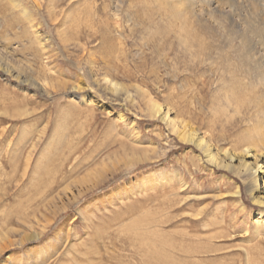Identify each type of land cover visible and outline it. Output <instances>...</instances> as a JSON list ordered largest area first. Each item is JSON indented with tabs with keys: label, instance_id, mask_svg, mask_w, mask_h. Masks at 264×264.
I'll return each mask as SVG.
<instances>
[{
	"label": "rangeland",
	"instance_id": "rangeland-1",
	"mask_svg": "<svg viewBox=\"0 0 264 264\" xmlns=\"http://www.w3.org/2000/svg\"><path fill=\"white\" fill-rule=\"evenodd\" d=\"M171 2L187 13L186 44ZM263 57L264 0H0V60L14 68L0 67V237L41 230L0 264H264L250 173L210 165L142 91L217 149L260 141L264 156ZM179 176L183 208L168 194Z\"/></svg>",
	"mask_w": 264,
	"mask_h": 264
},
{
	"label": "bare ground",
	"instance_id": "bare-ground-1",
	"mask_svg": "<svg viewBox=\"0 0 264 264\" xmlns=\"http://www.w3.org/2000/svg\"><path fill=\"white\" fill-rule=\"evenodd\" d=\"M36 1V0H35ZM169 9L174 11V17L175 19L180 20L181 23V27H180V33H178L180 35V37L182 38L184 44H186L187 40H184L182 33L184 31H188L191 32L192 28L191 27H187L188 26V20H187V13L181 9H179L178 4L171 2L170 5H167ZM168 10V9H167ZM171 13V12H170ZM172 14V13H171ZM172 16H169V18ZM171 19V18H170ZM262 31V30H261ZM188 43V42H187ZM187 46V45H186ZM157 49V48H156ZM204 49V48H203ZM244 51V50H243ZM158 53V52H157ZM252 54V53H251ZM247 54L245 53L243 55L244 60H246ZM253 55V54H252ZM264 58V57H263ZM231 59V58H230ZM252 59V58H251ZM258 62V61H257ZM237 63V62H236ZM248 63V62H247ZM246 67H248V69H251V67L247 64ZM259 64V62H258ZM256 67H252L253 70L256 73V77L259 79V81H261V83L263 84L264 87V70L262 69V67L260 65H258ZM261 64V63H260ZM230 65V64H229ZM242 65V64H241ZM263 65V64H262ZM234 66V65H233ZM0 67L5 68V71L7 73L11 72V70H13L14 68L12 66H9L8 64H4L3 60H0ZM245 67V66H244ZM244 70V69H242ZM252 70V69H251ZM250 70V72H251ZM229 71V70H228ZM232 71V70H231ZM235 72V71H234ZM233 73V72H232ZM217 74H220V77L223 78L224 73L221 71H217ZM246 74V73H245ZM249 74V73H248ZM234 75V74H233ZM236 76V75H235ZM15 78L17 77L20 81H26V79H24L25 76H23L19 71H17V73L14 76ZM256 80V79H255ZM257 81V80H256ZM112 90L114 91H118L119 88V83H114L111 80L109 81ZM237 82V81H236ZM242 82V81H241ZM243 83V82H242ZM235 85V84H234ZM243 85V84H242ZM80 86V85H79ZM78 86V87H79ZM240 86V85H239ZM242 87V86H241ZM244 87V85H243ZM76 88V86H75ZM121 88V87H120ZM78 89V88H76ZM145 94H146V98H147V106H149L151 108V110L153 111L152 116L153 117H158L160 118L162 121H164L169 129V131L171 132V134L176 135L179 139V141L186 143V144H194L196 146V148H198L205 156L206 161L217 168H238V170H243L244 172H249L251 175V180H250V184H249V188L252 191V195H253V199L254 201L260 206L262 207L261 211H259V217L258 219L255 221V224L259 223L258 221L260 220V218L262 217L263 214V220L262 222L264 223V187L262 184V178L263 175H261L263 173L264 169V156L260 153L261 150L260 149H255V148H259V147H263L262 142H254L253 144L255 145L254 148L253 147H246L242 150L243 154L240 155L239 153H235L229 149H217L213 143V138L211 133H209L208 131H202L201 129H199L198 127H196L192 122L190 121H186L185 119L181 118L179 116V113L177 114L176 111L173 109V107L167 106V105H162L156 101H154V99L148 95V93H146L144 90H142ZM144 95V94H143ZM142 95V96H143ZM262 97V96H261ZM260 97V98H261ZM83 99V98H82ZM258 99V97H257ZM146 100V99H145ZM262 105V104H261ZM259 107V103H257L255 105V108ZM148 108V107H147ZM259 109V108H258ZM238 110V109H237ZM257 113V112H256ZM255 113V115H256ZM258 116H264V110L259 111L258 112ZM192 118V117H191ZM195 122V121H194ZM57 129V128H56ZM58 134V133H57ZM57 134H55L57 136ZM54 135V136H55ZM254 139V138H252ZM20 141V140H19ZM51 143V142H50ZM55 144V143H54ZM56 149V148H54ZM61 149V148H60ZM30 154V152H29ZM44 155V154H43ZM202 159V158H201ZM252 159V160H250ZM41 160V159H40ZM61 160V159H60ZM79 160V159H78ZM202 161V160H201ZM41 162V161H40ZM47 162V161H46ZM196 162V161H195ZM237 162V164H235ZM39 163V162H38ZM38 165V164H37ZM40 165V164H39ZM38 165V166H39ZM60 165V164H59ZM73 166V165H72ZM40 167V166H39ZM38 168V167H37ZM46 168V167H45ZM60 168V167H59ZM15 169V168H14ZM44 170V169H43ZM227 170V169H226ZM58 171V170H57ZM63 171V169L61 170ZM77 171V170H76ZM67 172V171H65ZM73 172V171H72ZM51 173V172H50ZM56 173V172H54ZM261 173V174H260ZM64 174V173H63ZM61 174V175H63ZM69 174V173H68ZM71 174V173H70ZM95 174V173H94ZM7 175V174H6ZM87 175V174H86ZM89 175V173H88ZM100 175V174H99ZM51 176V175H50ZM68 176V175H66ZM95 176V175H94ZM48 177V175H47ZM168 177V176H167ZM40 178V177H39ZM99 178H101V181H103V179L105 178V173L101 174L99 176ZM43 179V178H42ZM178 181H179V190L177 187H170L171 191L168 193L169 197L171 198V205L177 203L178 207L183 208L186 205L187 198L184 195H180V189L182 188V190H185L186 188V184L185 182H181L180 180V176L178 177ZM49 180V179H48ZM65 180V178H64ZM40 181V180H39ZM60 181V180H59ZM58 181V182H59ZM71 181V180H70ZM83 182V181H82ZM86 182V181H85ZM100 182V181H99ZM98 181L91 186L88 187H81L78 191V193L71 187H67V190L65 191V199L67 201H74L77 199L78 195H81L85 190H89L92 187H96L97 184L99 183ZM264 182V181H263ZM178 183V182H177ZM42 184V183H41ZM53 184V183H52ZM60 184V183H59ZM76 184H79L78 182ZM81 184V183H80ZM36 186V184H33ZM34 186V187H35ZM40 186V185H39ZM56 186V185H55ZM60 186V185H59ZM68 186V185H67ZM47 187V186H45ZM56 188V187H55ZM87 188V189H86ZM36 189V188H35ZM43 189V188H42ZM46 189V188H45ZM41 190V187H40ZM54 190V189H53ZM57 190V189H56ZM178 190V191H177ZM63 192V191H62ZM45 193V192H44ZM64 193V192H63ZM185 193V192H184ZM258 193V194H257ZM59 194V193H58ZM51 195V194H50ZM57 195V194H56ZM49 196V195H48ZM1 197V196H0ZM50 197V196H49ZM54 197V196H52ZM36 199V198H35ZM178 199V200H177ZM33 200V199H32ZM41 200V199H40ZM46 200V199H45ZM36 201V200H35ZM47 201V200H46ZM176 201V202H175ZM34 202V200H33ZM48 202V201H47ZM112 202V201H111ZM39 203V202H38ZM52 203V202H51ZM56 203V202H55ZM54 203L55 208L58 207L56 206V204ZM110 203V202H109ZM169 203V202H168ZM31 204V203H30ZM39 205V204H38ZM52 205V204H50ZM62 205V204H61ZM170 205V206H171ZM35 206V205H34ZM42 206V205H41ZM106 206V205H105ZM30 208V207H29ZM51 208V207H50ZM54 208V207H53ZM66 208V203L63 202V205L61 207V209H65ZM33 209V207H32ZM34 209H37L36 207ZM46 211V210H45ZM57 208L53 211L55 212L54 215H56L57 212ZM37 212V211H36ZM47 212V211H46ZM51 212V210H50ZM32 213V212H31ZM26 215V214H25ZM33 215V214H32ZM31 215V216H32ZM35 215V214H34ZM37 215V214H36ZM35 215V216H36ZM52 215V214H51ZM53 215V216H54ZM58 215V214H57ZM261 215V216H260ZM24 216V215H23ZM50 217V216H49ZM21 218V217H20ZM26 218V217H25ZM34 218V217H33ZM44 219L42 220L41 218H37L36 219V223L37 224H44V227H46L48 224L50 225L51 222V218L48 217H43ZM56 218V217H55ZM8 219V218H7ZM23 219V218H22ZM30 219V218H28ZM21 221V220H20ZM29 221V220H28ZM27 221V223H28ZM31 221V219H30ZM29 221V222H30ZM44 221H46V223H44ZM53 221V220H52ZM7 222V221H6ZM26 222V221H25ZM32 223V221L30 222ZM35 223V222H34ZM7 224V223H6ZM9 224V223H8ZM11 224V223H10ZM2 225V224H1ZM254 225V224H253ZM261 225V224H260ZM4 226V225H3ZM12 226V224H11ZM35 226V225H34ZM32 226L31 224L29 225V227H31L32 233L31 235L29 234H25V236L22 237V239L18 242L17 240H14V238H11V233H6V234H1L3 235L2 237H0V254L9 246H12L15 243H22L24 240L28 239V238H36L38 236L41 235V230L38 231L35 229V227ZM42 226V225H41ZM255 226V225H254ZM259 226V224H258ZM257 226V231L259 232V228L261 226L258 227ZM6 228V227H4ZM18 228V227H17ZM27 228V227H26ZM255 228V227H254ZM3 229V228H2ZM23 229V228H22ZM42 229V228H41ZM6 231L8 229H5ZM13 230V226L12 229ZM3 231V230H2ZM16 231V230H14ZM26 231V230H24ZM69 231V230H67ZM262 231V229H261ZM12 232V231H11ZM19 232V230H18ZM22 232V231H21ZM64 232V231H63ZM15 233V232H14ZM59 233V232H58ZM62 233V232H61ZM260 233V232H259ZM19 234V233H18ZM60 235V234H59ZM64 235V234H63ZM139 235V234H138ZM29 236V237H28ZM19 237V235H18ZM16 238V237H15ZM56 238V237H55ZM54 238V239H55ZM59 239V238H58ZM67 239V237L65 238ZM52 240V238H51ZM62 240V239H61ZM27 241V240H26ZM59 241V240H58ZM67 242V241H66ZM65 244V243H64ZM59 245V244H58ZM51 246V244H50ZM49 246V247H50ZM54 246V245H53ZM43 247V246H42ZM48 247V245H47ZM62 247V246H61ZM59 248V247H58ZM50 249V248H49ZM52 249V248H51ZM49 251V250H48ZM53 251V250H52ZM42 253V252H41ZM45 253V252H44ZM48 253V252H47ZM46 254V253H45ZM27 255V254H26ZM47 255V254H46ZM44 255V256H46ZM9 258L11 259V257L9 256ZM8 259V258H7ZM6 259V260H7ZM31 259V258H29ZM44 259V257H43ZM5 260V259H4ZM35 260V259H34ZM45 260V259H44ZM47 260V259H46ZM29 262V261H28ZM33 262V261H32ZM5 263V262H4ZM8 263V262H7ZM12 264H14L12 262Z\"/></svg>",
	"mask_w": 264,
	"mask_h": 264
}]
</instances>
